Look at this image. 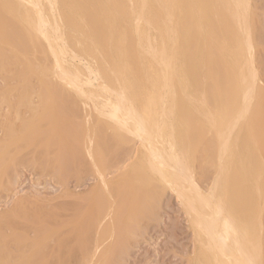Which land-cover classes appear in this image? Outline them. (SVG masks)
I'll return each instance as SVG.
<instances>
[{
  "label": "bare ground",
  "instance_id": "6f19581e",
  "mask_svg": "<svg viewBox=\"0 0 264 264\" xmlns=\"http://www.w3.org/2000/svg\"><path fill=\"white\" fill-rule=\"evenodd\" d=\"M188 1L189 0H187V2ZM171 2L172 0H0V69L4 70L7 66L10 65L11 67L13 66V69H16L17 71L19 61H21L22 59L20 58V56L23 54V31L21 28H23L26 33L29 34V36L35 34L37 37H39L40 41L44 43L47 53H49L52 57L51 68H47L46 73L50 72L54 76L55 85L57 82L59 84H62L66 88V90L64 89V91L61 90L66 99L71 96V92L69 91L70 95L68 97L67 90H71L72 93H74V99L69 100L73 103L69 106V114L71 116L73 115V118L74 115H79L80 117V114H83L82 124H80V126L78 125V123H76L77 126L75 125V123H70V127L67 125V129L70 128V131H72L74 134V137H72L77 139L78 144L82 145H80L81 147L77 149L84 151L88 156V159H90L91 169L93 168V170L95 171L97 181H99L100 183L99 184L97 182V184L100 185V189L102 190L104 195L107 196V199L105 198L107 206L104 208H107L106 212L108 213L105 214L106 216L102 214V219H108V221L107 219H104L103 221L106 220L107 223L109 222V225L107 224L108 228L107 226H105L107 228V231L109 232V236L113 233L115 223L113 219V205L115 206L117 204H114V202L112 201V199L114 200L112 192H115L117 190L116 183H119L121 181V183L127 184L131 180L136 179L138 185L135 186L136 188L145 187L147 188L149 193L153 191L155 195L158 194L159 191H161L155 190L156 186H158L159 184H164L163 186L166 185V187L172 190L176 194L175 196L178 197L182 205V209L187 216L189 224L192 227L195 244L197 245V250H195V253L199 256L201 255L200 252L204 254L203 257H199L200 259L197 258V264H264V239L262 240V231L264 230H262V228H264V225L262 226L263 207L262 205L260 206L258 202V198L262 194V190L264 193V188L261 184L262 181H260L262 179V173L261 176H258V173L256 174L254 172L253 167L249 163L250 160H248V162L244 160L243 157H241L239 161L234 160V158H236L235 150H240L239 144L242 143H238V141L243 138L241 135L242 129L246 130V128H243V126H246L248 130H251V127L249 128V125L252 117L255 116V113L254 115L252 113L254 110V105H256V108H258L257 97L258 85L260 83L258 82V72L253 62L254 59L252 58L254 42L253 36H251L252 33H250L251 28H249L250 22L249 20H246L248 19V16H246V12L248 10L247 8L250 2L248 3V0H225L226 12L224 9H222L224 7H222V3L220 7L223 10V13L227 14L229 18V20L227 21L228 23H225L227 28L232 27L233 31H235L238 35V37L236 34H234L236 36H231V33L229 32L230 37H237L240 43V54L237 53L240 56L238 61L239 63L237 62L238 65L237 63L235 65V67L237 66V71H234L232 69L233 72H236V76L230 78V75H227L230 79L235 78L236 84H234L233 86L232 83H234V80L232 81V83H230L231 80L226 76L227 79H225L226 82H228V85L223 86L222 83H219V79L216 78V81L214 82L215 85L213 84V86H208V88L203 90H200L198 88L199 83L203 81H199L200 74L204 72V69H201L202 66H200V74H198V71V76H196L195 71L197 72V70H195V64L191 62V57L193 56L191 54L192 52L190 53L191 55L187 57V54L189 53L184 54L183 52H175V49L173 48L175 45L176 25H174L172 22V17L174 19L175 14L171 12ZM204 2L202 1L200 5H203ZM209 2V6L213 8L212 5H210L212 4L211 0ZM184 3V1H181L179 6H182V4ZM176 4L178 7V2ZM197 4L195 7H197ZM204 4L207 5V3ZM213 5L215 9H212L214 12L213 14H215V16L217 17L216 19H220L221 10L219 11L217 8V2ZM190 6L191 5H187V7ZM169 8L171 9V11H169ZM163 9L165 11V16L162 15L163 12L161 14V11H163ZM189 9L190 8H188L187 10L189 11ZM181 11L183 12V9ZM202 11L203 10L200 7L193 9L194 16H196L198 18L197 20L199 21L200 26L198 27L204 29V24L201 23V21L203 22V20H201ZM189 12L188 14H190ZM171 13L173 14L172 17ZM191 17L192 16H190V19L188 20L192 21ZM211 20L209 19L208 21ZM211 24L212 23L210 22V25ZM218 24L215 23L214 27L216 28V25L218 27ZM20 25H22L23 27H21ZM194 25L195 29L194 26L193 29L196 30L197 24L194 23ZM208 25L206 26L210 27ZM219 28L220 24L218 29ZM187 29L189 30L188 26ZM222 29L225 30V28L223 27ZM232 29L229 31L232 32ZM210 30H212L211 27ZM199 32L201 33V31ZM219 32L217 33L220 34ZM217 33L215 32L216 35ZM194 35L196 36V34ZM205 36L203 34V36L201 37L204 38ZM220 36L222 37V35ZM220 36L218 37L217 35L216 37L220 38ZM179 37L180 36L178 35V37L176 38ZM226 37L229 38L227 35ZM185 38L188 39V37ZM197 38L198 41L195 42L199 43V37ZM227 38L225 40H227ZM178 40L183 39L180 38ZM205 40L201 42L202 48H204L203 44ZM209 40L210 39L208 38L207 41ZM225 40H223V42ZM188 41L190 40H187V42ZM214 41L212 39L208 42V44ZM227 43L232 45V47L235 44L236 48L233 49H237L238 41L236 42V44L230 42V40L228 39L226 44ZM190 44L191 47H193L192 43ZM184 45L182 46L184 47ZM186 45L188 46L187 43ZM44 46H42L43 49ZM180 46L181 44L177 46L178 50L180 49ZM34 47H32L31 49L33 50ZM183 47L182 49L184 50ZM28 48L26 46L27 53ZM35 49L33 50V52L35 51ZM44 50L41 51L46 52ZM197 50L194 49V53H196L195 51ZM216 50L219 51V47ZM187 52H189V50ZM198 52L199 50L197 51V53ZM30 53L31 52H29L28 54ZM18 54L21 55L18 57ZM178 54L183 55H179V58ZM195 55L196 54H194V56ZM239 56H237V58ZM214 57L216 58V55H214ZM29 59L31 61V58ZM222 59H224L223 56ZM225 60L227 64L228 61L226 58ZM225 60L223 62H225ZM28 63L26 66L30 67L31 65L28 66ZM220 64L222 65V63ZM220 64L219 66H221ZM213 66L216 67L215 65H212L211 67L213 68ZM211 67H206L209 68L208 72L210 71V69H212ZM228 67L230 68V66ZM19 69L20 72L17 71L19 73L18 76H22L23 80L24 77H26V75L30 72L34 73L35 71H37H31L33 68L30 70L28 68L27 70H21V68L19 67L18 70ZM227 71H229V69ZM233 72L231 71L230 73L234 74ZM36 74H39V72H35L34 77H36ZM201 75L204 77L206 74ZM29 76L31 77L32 75L29 74L28 78ZM41 76V79H36L41 87L45 88L47 94L49 92L51 93V90L54 91L58 89L57 87V89H53V86L55 87V85L48 81L47 75L45 76V78H43V75ZM202 76H200V79H202ZM24 81L26 82L27 80ZM210 82L212 83V81ZM140 84L141 88L143 87L142 84L148 85L147 89L145 88L144 94L148 93L150 95H141V97H143L140 98L141 102L139 103L138 95L140 92ZM223 84H225L224 81ZM229 84H232V86H230ZM201 85L204 84L201 83ZM49 86H51V88ZM148 88L149 91H146L148 90ZM26 92L27 89L25 90L24 94L22 93V100L28 98V92ZM42 94H44L42 91L40 92V94H38L40 101H43ZM45 94L44 98L46 97ZM232 94H235L233 96L234 99L231 101L230 109L227 107L228 111L226 112V115L216 113L217 108L219 106L222 107V102L221 104L219 103L220 100L222 101V97L227 96L228 98V95ZM51 95L52 93L50 94V96ZM210 102H212L213 104L210 105ZM80 105H84L82 106V110ZM38 106L40 105L32 104L31 109L35 111ZM42 106H44V104H42ZM42 106H40V109ZM46 108L47 107L43 109ZM81 111L82 113H80ZM255 111H257V109ZM260 113L259 115H257L256 112V115L260 116ZM92 114L97 120L100 119L101 122H106L105 124L109 125L108 128H110V130L113 131L115 128H117L121 132H124L126 134L125 136L134 139L133 141H136V143H138V146L136 145L138 151V158L136 161L137 167L135 168L132 166L135 169L130 168L123 174L121 180H119L120 177L118 178L117 182L106 178L105 171L107 169L105 170V167L108 168V166H105L106 162L102 155L104 151L101 152V150L105 148L107 149V152H109V157H112V153L114 151V138L109 135L103 134L102 132H104L105 130L103 131L100 128L101 125L99 126V128L93 127L91 125V123H93L90 122ZM240 123L243 126H239ZM83 125L85 126V128ZM104 125L103 129L105 127ZM95 126H97V124ZM262 128H264V125ZM117 129L115 133L120 132H117ZM253 133L252 141L257 147L260 134L253 135ZM79 137L82 138L79 139ZM246 137H248V140H243L246 142L250 141L249 136L246 135ZM124 138L125 140H127L126 137ZM260 138H262V136ZM82 139L83 143L81 142ZM118 140L124 142V140H122L120 136ZM236 141L239 145V148L235 146ZM126 146L128 147V145ZM248 146L249 145L247 142V147ZM235 147L237 149H235ZM214 149L217 150L215 151L217 154V156L215 154L217 162L216 164H213L216 165L215 172L209 180L208 177L205 178L206 180H208V182L205 186H203L200 179L196 175V158L197 156H201L202 158H204L205 156L207 157L208 155L212 154V152H214ZM257 152L258 155H260L259 158L261 157L260 159H262V163L264 164V157L261 153L262 151L258 149L256 153ZM114 153L116 154V152ZM256 153L253 155H256L257 158L258 155ZM104 155V157L106 158V154ZM240 155H238L239 158ZM245 157L246 156H244V158ZM252 158H254V156ZM109 159L107 158L106 160ZM248 159H250V157H248ZM205 160L206 159L203 160L200 169L202 174H204V177L207 170L205 168ZM207 160L209 161L210 159L207 158ZM109 161H107L108 164H110ZM257 162L255 165H258L260 163L259 162L257 164ZM252 163L255 162L253 161ZM259 168H261V165ZM142 174H146L147 176L144 177L142 176ZM131 185L132 184H130V189L132 188ZM123 187H121V191L124 190ZM159 187H161V185ZM96 188H99V186H97ZM157 191L158 193H156ZM120 194L122 195V192H120ZM152 194L153 193H151V195ZM94 195H92V197ZM255 196L258 200L254 198ZM92 197L90 198L91 200ZM101 197L102 196H100L99 194L98 201ZM94 200H96V198H94ZM100 201L102 202V199H100ZM259 201L261 203V200ZM100 203L99 206H101ZM103 205L105 206V204ZM117 207L119 208V204ZM100 209L101 208L99 207L98 210ZM234 209H238L237 211L241 209V215L243 214L245 218L246 216L248 217V219L246 218V220L250 219L252 212L254 213V217H252V220H254L253 222L257 221L259 229V233L256 230L258 236L255 240H253L249 234V232L251 231L248 232L246 228L242 226L244 222H241V224L240 221H237L238 217L236 218V216L239 212L235 210L236 214L235 212L233 213ZM95 210H97V208ZM117 210L118 209H116L115 214ZM249 210H252V212L248 213ZM243 211H245V214ZM99 218L101 219L100 215ZM102 223L103 222H101V224ZM246 225L247 223H244V226ZM102 226L103 224L99 226V229ZM253 226V228H255V223ZM98 235L96 236L97 248H99L101 246L100 244L102 243V241H100V236L98 237ZM31 242L32 244L34 243V241L32 240ZM64 244H66V241ZM100 256L96 255L95 252L88 260L80 262V264H97V262L99 263L100 261ZM94 257H96V259H93ZM102 261H104V259ZM48 263H50V260L48 261ZM101 264L106 263L104 262Z\"/></svg>",
  "mask_w": 264,
  "mask_h": 264
},
{
  "label": "rangeland",
  "instance_id": "374dc122",
  "mask_svg": "<svg viewBox=\"0 0 264 264\" xmlns=\"http://www.w3.org/2000/svg\"><path fill=\"white\" fill-rule=\"evenodd\" d=\"M181 1H184L186 4L184 3L185 5L182 4V6L181 5L179 6ZM181 1L172 0L171 2L172 11L169 8V11L175 14L174 15L175 18L173 19L172 17L173 14L171 13L172 22L174 25H176L175 26V45L173 47L175 49V52H181V53L183 52L184 54L189 53L187 54V57L191 54L193 55L191 57V62L195 64L196 69L195 67L194 69L197 70V72L195 70L194 71H195L196 76L200 74V71L202 68L204 69V72H202L201 74L203 75L206 74L205 75L206 79H205V76L203 77L200 74V76H202L201 77L202 79H200V76H199V81L203 80L201 83L204 84V85H201V83H199L198 88L200 90L206 89L208 88V86H211V85L213 86V84L215 85L214 82L216 81V78L219 79V83L220 84L222 83L223 86L228 85L227 84L228 82H226V79L227 78L230 79L236 76L235 74L236 72H233V70L237 71L236 70L237 66L235 67V65L239 61V58H240L239 56L240 43L237 38L238 35L236 34V32L233 31L232 27L227 28L225 24V23H228L227 21L229 20L227 14L223 13V10H222L224 9L226 12L225 0H221V1L211 0L212 4L210 5H212L213 8L209 6L210 0H202L203 2L206 1L204 3H207V5L203 3L204 6L200 5V3H202L201 0H191V1L189 0L188 2L187 0H181ZM214 1L217 2L218 10L219 11L221 10L220 19H216L217 17L215 16V14H213L214 13L213 10H215L213 4L216 3ZM177 2H178V7L176 4ZM249 2L250 4H248V8H247L249 11L247 10L246 12V16H248L247 17L248 19L246 20L247 21L249 20L250 22V24L249 23L248 24L250 25L249 27L251 28L250 33H252L251 36H253V42H254L253 44L254 50L252 51L253 52L252 58L254 59L253 62L258 72L257 74L259 78L258 82L260 83V84L258 83L259 84L258 85V97H257L258 108H256V105H254V110L252 113L253 115L255 113V116L252 115L253 116L251 119L252 124L250 122V125H249V128L251 127V130L253 129L252 131L254 133L250 129L248 130L246 126L244 127L241 123L239 125V126L242 125L243 128H246V130L242 129L241 127L242 129L241 135L243 138L239 140L240 142L238 141V143L242 142L241 144H239L241 151L235 147V149H237L235 150V156L237 158L238 155L240 154L241 155H240V158L238 156V158L237 159L234 158V160L239 161L241 157H243V159L246 161L250 160V162L249 161L248 162L253 167L254 172L256 174L258 173L257 174L258 176H261V173H262V179L260 181H262L261 184H262V187L264 188V174H263L264 172H262L264 171L263 169L264 164L262 163V159H260L261 157L259 158L260 155H258V152L256 153V151H258L259 149L260 151H262L261 153L263 154V157H264V128H262L264 125V94H263L264 93V0H248V3ZM221 3H222V7L224 6L222 9L220 8ZM196 4H197V7H195ZM187 5L188 6L191 5L192 8L191 6L187 7ZM198 7H200L203 10L202 15H201L202 16L201 20H203V22L201 21V23L205 25V26L203 25L204 29L198 27L200 26L199 21L197 20L198 18L194 16V13H193V9L198 8ZM188 8H190L189 9L190 12L187 10ZM182 9H183V12L181 11ZM188 12L190 14H188ZM161 14L165 16L164 9L163 11H161ZM184 14H185V18H184ZM206 15L208 16L210 20L211 19L212 20L208 21L209 19L207 18ZM190 16H192L191 17L192 21L188 20L190 19ZM223 16L224 18H227V19H224ZM210 22L212 23L211 24L212 26L210 25ZM220 22L224 26H222ZM194 23L197 24L196 30H194L195 29ZM215 23L220 24L219 29H218L219 24H218V27L217 25H216V28L214 27ZM185 25H186V29H185ZM206 25L210 26L212 30H210V27H207ZM20 26L23 27L22 25ZM187 26L189 30L187 29ZM193 26H194V29H193ZM222 27L225 28V30L222 29ZM181 28H182V31H181ZM21 29L23 31L22 32L23 33V37H22V43H23L22 44V51H23L22 55L23 56L21 54H18V57L21 55L20 58H22L24 61L22 59L21 61H19L18 68L20 67L21 70L22 69L27 70V68L30 70L33 68L31 71L37 70L39 74H36V77H34L35 76L34 73L37 71H35L34 73L30 72L29 74L32 75L31 77L29 76L30 79L28 78L29 74H27L26 77H24V80L28 81V82L26 81L27 82L26 83L22 79V76H18L19 73L17 71L20 72V69L18 70L17 68V71H16V69L14 70L13 69L14 67L13 66L11 67L10 65H9L10 67L7 66L6 69L4 70L0 69V264H80V262L88 260L95 252H96V255L98 256L101 255L99 257L101 262L99 261V263L97 262V264H101L104 262L106 264H110V263L111 264H197L198 259H200L199 257H203L204 254L200 252L202 256L201 255L199 256L195 253L196 252L195 250H197V245L195 244L192 227L189 224L187 216L182 209V205L178 197L175 196L176 194L172 190L167 188L166 185L163 186L164 184L158 183L159 185L156 186L155 190H161V191H159V193L157 191L156 193L158 194L155 195L153 191L149 193L147 188L145 187L136 188L135 186H138L136 179L131 180L127 184L121 183V181L119 183H116L117 190L115 192H112L113 193L112 195L114 197V200L112 199V201L114 202V204H117L115 205L116 207L113 205L114 207V218L113 219L115 223H114L113 233L109 236V232L107 231V228L109 225L108 224L109 222L107 223L108 219L104 218V219H107V221L106 220L103 221L104 219H102L103 215L108 213L106 212L107 208H104L107 206L106 205L107 196L104 195V193L100 189V185H99L100 183L99 181H97L95 171L93 170V168L91 169L90 159H88V156L85 154L84 151L77 149L81 147L82 145L78 144L77 139L73 138L74 134L72 131H70V128L67 129V125L69 126L70 123L72 124L75 123V125L76 123H78V125L80 126V124H82L83 114H80V117L79 115L78 116L74 115V118L72 117L73 115L71 116L69 114L68 112L69 106L73 104L72 101H69V100L74 99L75 97L74 93H72L71 90H67L68 97L70 94L71 96L68 99L64 97V94L61 92V90L64 91V89L66 90V88L62 84H59L57 82L55 85L54 76L50 72L46 73L47 68H51L52 57L49 53H47L44 43L41 42L39 37H37L35 34H32L29 36V34L26 33V31L23 28ZM231 29H232V32L229 31ZM183 30L185 33L183 32ZM199 31H201V33ZM215 32L216 33L219 32L220 34L217 33L218 37L220 35H222V37L221 36L220 38L216 37L217 35L215 34ZM229 32L231 33V36L236 34L237 39L234 37H230ZM193 33L196 34V36ZM203 34L204 36L205 35L207 36H205L204 38L201 37L203 36ZM225 34L229 38H227ZM34 35H35V40H34ZM178 35L180 37L176 38L178 37ZM185 37H188V39ZM197 37H199V43H196L198 41ZM29 38L31 39V42ZM180 38H182L184 41L178 40ZM184 38L186 39V43L188 44V46L186 45ZM201 38L203 40L207 38L203 44L204 48L201 47L202 46L201 42H203ZM208 38L210 39L209 41L213 39V41L215 40L216 42L214 41L208 44L209 42L207 41ZM226 38L227 40L229 39L230 42H233V43H236L238 41V44L236 43L237 49H233V48H236L235 44L233 45V47L232 45L228 44L229 42L226 44L227 42V40H225ZM176 39L178 40V42ZM187 40H190L192 42L190 41L187 42ZM223 40H225L226 42L225 41L223 42ZM179 41H182V42H179ZM189 42L192 43L193 47H191V44ZM41 44L42 46H44L45 50L43 49ZM179 44H181V46L185 44L184 47L182 46L184 50L182 49L181 46L179 47L180 49L178 50L177 46H179ZM34 45L36 49L38 48L37 50L35 49ZM216 45L219 47V51L216 50L218 49ZM26 46L27 48L30 47L28 48V53L31 52L30 54L26 52L27 50ZM220 46L222 48L224 47L223 50ZM32 47H34L33 50L35 49L34 52L31 49ZM193 48L195 50L198 49L199 52L197 53L198 51L197 50L195 51L196 53H194ZM41 50L42 51L44 50L46 52H42ZM188 50L189 52H187ZM201 51H204V52H201ZM220 51H222L223 53ZM201 53L204 55H202ZM194 54L196 55L198 54L197 57L196 55L194 56ZM25 55H27L28 57ZM179 55L181 54H178V56ZM214 55H216V58L214 57ZM236 55L239 57L237 58ZM222 56L224 57V59H222ZM29 58H31L32 62L30 61ZM225 58L228 61L227 64H226ZM228 58L230 59V61ZM32 59H35V60H32ZM195 59H196V63H195ZM198 59L200 60V62L202 60L203 61L200 63ZM206 59H208L210 63ZM224 60L225 62H223ZM25 61L29 62L27 63H28V66L31 65L30 66L31 68L26 66L27 63ZM207 61L209 64L207 63ZM219 62L222 63V65ZM219 64L221 66H219ZM212 65H215L216 67L219 66V67L216 68L213 66L212 68L211 67ZM200 66H202L201 69H200ZM228 66H230V68ZM206 67L212 68L209 71L210 73L208 72L209 68H206ZM226 67L229 69V71H227L228 69ZM231 71L235 75L230 73ZM40 74L43 75V78H45V76L47 75L48 81H50L51 83L55 85V87L53 86V89L58 88L57 90H54V91L51 90L52 91L51 96H50L51 93L49 92L50 94L49 93L47 94L45 88L41 87V85L37 81L38 78L41 79L42 77ZM227 75L228 76L230 75V78ZM16 78L18 79V81ZM230 80H231L230 83H232V81L234 80V83H232L234 86V84H236L235 83L236 79L234 78ZM210 81H212V83ZM223 81L225 84H223ZM232 84L231 85L229 84V85L232 86ZM145 85L142 84L143 86L142 88H141V84L139 85L140 87L139 88L140 92L138 95L139 103L141 102L140 98H142L143 96L150 95L147 92H146L147 94H144L145 88L147 89L148 87V85L147 86ZM49 87L51 88V86ZM26 89L28 92V93L26 92L28 94V98L22 100L21 99L22 93L24 94ZM40 90L44 94L46 93L45 98H44V94H42L43 101L42 100L40 101V98L38 96V94H40L41 92ZM146 91H149V88ZM141 95L143 96L141 97ZM234 95L235 94L228 95V98L227 96L222 97V101L221 100L219 101L220 104L222 102V107L219 106L217 108V112L215 108V112L221 115L223 114L226 115L228 108L230 109V104H231V101L234 99L233 97ZM229 96L231 99L229 98ZM45 103H46V106H45ZM49 103L50 104L52 103L51 104L52 106ZM32 104H39L40 106L44 104V106H42L41 109H40V106H38L39 108V109L37 108L38 111L37 109L33 111L31 109ZM212 104L213 103L210 102V105ZM80 106L82 110V106L84 105H80ZM45 107L47 108L43 109ZM220 109H221V112H220ZM256 109L257 111H255ZM256 112H257V115H259V113L261 112L260 116H257ZM80 113H82V111ZM95 119L96 118L92 114V117L90 118V122H93V123H91V125L93 127H98V128L101 125L102 127L100 126V128L103 131L105 130L102 133L114 138L113 153L116 152V154L114 153L115 154L114 155L112 153V157L111 156L109 157L108 155L109 152H107V149L105 148L101 150V152L104 151L102 155L106 162L105 166H108V168L105 167V170L107 169L105 171L106 178L117 182L119 177H120L119 180H121L123 174L126 171H128L130 168L135 169L137 167L136 161L138 158V154H137L138 153L137 151L138 143H136V141H133L134 139H131L130 137L125 136L126 134L124 132H121L117 128H115L113 131L110 130V128H108L109 125H106L105 124L106 122H104L103 120L102 121L104 123L101 122L100 119L99 120L96 119V121H98L96 122ZM96 124L97 126H95ZM103 125L105 126L104 129H103ZM116 129H117V132L120 131L119 133L121 135L119 133H115ZM109 130L111 131V133ZM237 131H238V128H237ZM252 133L253 135L260 134L258 138V144H257L258 149L252 141ZM246 135H248L249 140L252 141V142L247 141L249 145L248 147H247V142L244 141V140H248V137H246ZM119 136L122 138V140H124V142H121V140H118ZM261 136L262 138H260ZM82 137H83V134H82ZM124 137H126L127 140H125ZM81 138L79 137V139ZM81 142L83 143V139ZM238 143L236 141L235 146L239 148ZM126 145H128V147ZM252 145H253V148H252ZM215 151L217 150L214 149V152ZM214 152H212V154L208 155L207 157L205 156L206 158L205 157L202 158L201 156H197L196 158V162H197V174L196 175L200 179L203 186L207 184L208 180L214 175V172H215L216 165H213V164H216L217 162L216 161L217 154L216 152L215 153ZM249 152L251 155L249 154ZM255 153L258 155L257 158H256V155H253ZM104 154H106V158L104 157L105 156ZM244 156L246 157L244 158ZM253 156L254 158H252ZM248 157H250V159H248ZM107 158L108 159L110 158L109 159L110 161L106 160ZM207 158L210 160L208 161ZM204 159H206L204 162L206 163L205 168L207 169L205 177H204V174H202L200 170L201 164ZM107 161H109L110 164H108ZM253 161L255 163H252ZM257 161H259L261 164ZM256 162L257 164L258 163L259 164L255 165ZM260 165H261V168H259ZM132 166L135 168H133ZM259 169L260 170L263 169V170L260 171ZM142 176L146 177L147 175L142 174ZM206 177H208V180L205 179ZM97 182L99 184H97ZM130 184L132 185L134 184L133 186L131 185L132 190L130 189ZM160 185L161 187H159ZM95 186L96 187L99 186V188H96ZM121 187H123L124 190L121 191ZM96 189L97 190L99 189V190L97 191ZM120 192H122V195L120 194ZM134 192L137 196L134 194ZM151 193L153 194L151 195ZM94 194H97L98 197H99V194L100 196H102L101 198H99V201H98L97 195H94ZM263 194L264 193L262 190V194L258 198L259 200H261L262 204L256 198V196L254 197L258 200L260 206L262 205L263 207L262 208V219H263L262 226L264 225V202H263L264 195ZM92 195H94L95 197L94 196L92 197ZM91 197H92V200L90 199ZM94 198H96V200H94ZM115 198H116V201H115ZM139 198H141L142 200ZM100 199H102V202L100 201ZM92 202H94L95 204ZM99 203L101 206H99ZM103 204H105V206ZM118 204H119V208L117 207ZM99 207L101 208L100 210H98ZM96 208L97 210H95ZM116 209L118 210L115 214ZM235 210L237 211L238 209L233 210V213L235 212L236 214ZM237 212H239L237 213V216H236V218L238 217L237 221L238 222L240 221V223L241 222L247 223L248 226L247 225L244 226V223L243 224L241 223V224L243 227L246 228L248 232L251 231L249 232V234L251 238L255 240L258 236L259 229H258L257 221L253 222L254 220H252V217H254V213L252 212V210L248 211V213L252 212L251 217L249 216L250 217L249 220L251 221H249V220H246V218L248 219L247 216L245 218L243 214L241 215L242 213L241 209H239V211ZM243 212L245 214V211ZM99 215L102 220L99 218ZM100 221L103 222L102 223L103 226L99 229V226L102 225ZM254 223H255V228H253ZM105 226H107V228ZM263 229L264 228H262V230ZM256 230L258 233H256ZM97 235L98 237L100 236V241H102V243L100 242L101 246L99 248H97V245H96ZM263 236H264V230L262 231V240L264 239ZM31 240L34 241L33 244ZM65 241H66V244H64ZM263 243H264V240H263ZM60 245L61 246L64 245V246L61 247ZM95 247L97 248V250ZM94 249H95V252H94ZM194 257H195V260H194ZM93 259H96V257H94ZM101 259L102 260L104 259V261H102ZM49 260H50V263H48Z\"/></svg>",
  "mask_w": 264,
  "mask_h": 264
}]
</instances>
